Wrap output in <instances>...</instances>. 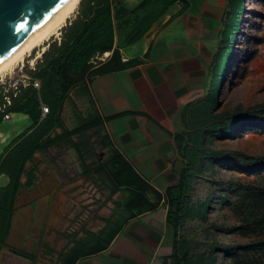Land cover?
<instances>
[{"label":"crops","instance_id":"obj_1","mask_svg":"<svg viewBox=\"0 0 264 264\" xmlns=\"http://www.w3.org/2000/svg\"><path fill=\"white\" fill-rule=\"evenodd\" d=\"M142 1L114 3L130 11ZM185 1L186 9V4L175 1L138 41L119 49L122 61L139 58L140 65L97 77L87 84L86 97L64 103L62 129L51 135L59 138L57 144L35 152L25 163L32 177L36 170L32 167L39 165L42 178L58 188L50 227L64 221L65 227L70 223L67 219L82 213L77 246L72 249L77 256L70 264L169 262L172 229L166 223L165 193L179 184L174 165L184 162V152L177 150L176 143L190 142L187 114L218 92L228 65L222 56L230 40L227 27L239 15L232 0ZM139 41V54H127L126 48ZM148 52L150 58L145 60ZM106 54L107 59L110 53ZM10 114L27 119L30 125L25 129H29L28 116ZM74 145L81 146L82 159ZM127 168L139 179L133 186L120 178ZM91 192L97 198L101 193L102 199L88 206L87 213L84 207ZM143 192L151 208L139 209ZM15 257L20 264H30Z\"/></svg>","mask_w":264,"mask_h":264},{"label":"rangeland","instance_id":"obj_2","mask_svg":"<svg viewBox=\"0 0 264 264\" xmlns=\"http://www.w3.org/2000/svg\"><path fill=\"white\" fill-rule=\"evenodd\" d=\"M170 1L155 0L146 13L119 15L113 21V43L116 48L126 46L138 18L152 19ZM234 6L239 8V20L218 92L210 101L187 114L191 135L200 133L196 138L197 144L191 145L198 163L194 171L188 173V193L176 230V251L172 258L175 264H230V256L259 240L257 237L238 234L240 222L231 205L246 185H264V129L257 125L247 127L251 122L249 117L240 116L233 123L227 119L248 114L249 109L264 104V0H238L236 3L234 1ZM76 11L66 20L58 34L45 42V51L51 42H59L61 30L68 21L74 19ZM141 45L142 41L135 43L126 48V53L138 55ZM39 48L32 52L34 64H31V53L22 64L19 63L20 67L24 65L34 69L45 52L41 51L42 47ZM106 57L104 53L95 59L103 62ZM15 68L1 78L0 83L9 77L13 78L17 72ZM28 101L39 99L37 95L36 98L30 96ZM31 102L29 108L32 107ZM29 125L27 119L13 115L9 121H0V132L12 138ZM35 134L27 140L29 146L34 144ZM21 147L8 153L2 165L3 171H12L16 175L21 170V164L27 158V149ZM6 184V175L0 174V188ZM15 258L9 249L0 244L1 264H20ZM37 264L42 263L37 261Z\"/></svg>","mask_w":264,"mask_h":264},{"label":"trees","instance_id":"obj_3","mask_svg":"<svg viewBox=\"0 0 264 264\" xmlns=\"http://www.w3.org/2000/svg\"><path fill=\"white\" fill-rule=\"evenodd\" d=\"M154 1L143 0L135 9L127 11L120 4L114 3V0H80L74 19L68 21L61 30L59 42L54 41L49 44L48 49L42 53L41 59L37 61L34 69H29L27 66L24 67V72L28 76L40 81L39 89H35L32 86L20 87L18 93L13 96L11 91L8 90L7 84L0 85V108L4 104L6 97L10 100V105L0 112V121L4 113H22L28 116L32 122L29 129L12 139L6 148V156L12 149L19 146H22L23 150L27 149V158L23 160L21 170H18L16 175L12 171H3L2 165L6 157L0 165V174H5L10 179L9 194L6 195L5 202H3L6 206L9 205L10 207L11 205L16 188L19 186V178L24 174V169H26L25 163L32 159L35 152L47 151L50 147L57 144L59 138L56 135L52 138L51 135L54 134L55 129L60 127L62 129L60 113L64 103L71 101L72 97H86L87 84H90L95 78L125 71L143 62L139 58L122 61L120 50L113 43V21L123 13L129 15L146 13ZM175 1H181L186 4V9L187 1L172 0L162 8L160 14H156L152 19L148 17L138 18L136 27L127 39L126 45L138 41L162 17L166 8ZM233 1L235 3L238 2V0ZM118 7L120 9H117ZM237 8L238 6H234L235 11H237ZM238 20L237 16H235L233 21L230 20V24L227 27L230 40L225 47L224 55L222 54L227 64L232 37L236 33ZM104 53H110V56L105 61L102 62L95 59V57H100ZM32 57L33 53L30 59ZM149 58L150 53L148 52L144 59L149 60ZM36 95L39 101H28L30 96L36 98ZM30 102L32 103L31 108H29ZM42 106L48 109V113L44 115L43 119L41 118ZM247 112L248 114L236 115V117L231 116L227 121L233 123L240 116L249 117L251 122L247 127L252 128L257 125L264 129V104L255 106ZM32 129V133L26 136L27 132ZM87 129L86 127L84 132ZM194 133V135H187V138L190 139L188 144L181 146L178 141L176 143L177 150L184 152V168L179 172V184L168 188L165 193L168 205L166 223L172 229V251L168 258L170 261L168 264H175L172 258L174 259L173 252L176 251L177 223L182 217L185 198L188 193V173L194 171L198 163V157L195 156V151L191 149V145L192 143L197 144L198 139L196 138L200 133ZM34 134L36 135V140L34 139V144L29 146L30 143L27 144V140ZM70 135L71 133L68 134V136ZM73 147L77 151L79 159H82L81 146L74 145ZM120 178L125 179L123 182H126L129 186H133L135 181L136 183L139 182V179L128 168L121 170ZM144 194V192L141 193L142 196L139 197V202L142 201L143 204V207L139 205L141 206L139 209L151 208V205L146 203L147 200ZM3 203L0 201V244L4 246L3 240L8 231L9 215H5V212L1 210ZM231 209L240 222L238 234L243 237H257L259 240L230 256V264H264V185H246L237 194ZM76 256L77 254L72 251L70 259L64 260L63 264H70Z\"/></svg>","mask_w":264,"mask_h":264},{"label":"water","instance_id":"obj_4","mask_svg":"<svg viewBox=\"0 0 264 264\" xmlns=\"http://www.w3.org/2000/svg\"><path fill=\"white\" fill-rule=\"evenodd\" d=\"M72 0H0V62L12 53L33 41ZM184 168L177 161L174 170ZM53 184L45 179L42 183L20 194L15 211L4 239L7 248L18 249L25 243L26 252H31L34 240L45 223ZM26 238V239H25Z\"/></svg>","mask_w":264,"mask_h":264},{"label":"flooded vegetation","instance_id":"obj_5","mask_svg":"<svg viewBox=\"0 0 264 264\" xmlns=\"http://www.w3.org/2000/svg\"><path fill=\"white\" fill-rule=\"evenodd\" d=\"M39 165L34 166L32 168H35V175L32 177V173L27 172V169H25L24 174L20 176L19 178V186L16 188V191L13 196V200L11 202V205H5L3 202L6 195L9 194L8 186L10 183V179L7 177V184L4 187L0 188V201H2L3 205H1V210L5 212V215H9V222H8V231H9V224H10V218L12 214L23 208L25 205L27 206V203L25 205L19 206L18 208H14V202L15 199L20 194H26V191L33 188L34 186H37L39 183L43 182L41 171L38 170ZM34 172V171H33ZM58 188L56 187V184L53 185V189L51 191L50 201H49V208L46 215V220L44 225L41 228L39 236L34 240L33 247L31 252H26L25 250V243H22L18 249H9L12 254L15 256H18L20 258H23L26 261H29L30 264H37V261H41V263L46 262L48 264H63L64 260L70 259V255L72 252V249L77 246V232L81 228V225L83 224V218L80 214V216H76L74 220L67 219L68 212L64 219L68 221L69 225L65 226V221L62 225H56L54 227H50L48 225L50 214L53 212V203L54 199L57 195ZM102 196L101 193H99V196L97 198L96 192H91L89 196H87V201L90 202L85 205V211L88 206L92 205V203L95 202V200H101ZM88 213V212H87ZM77 220V221H76ZM7 231V233H8ZM7 235V234H6ZM6 237V236H5ZM5 239V238H4ZM26 239V238H25ZM4 243V240H3ZM60 247V249H58Z\"/></svg>","mask_w":264,"mask_h":264},{"label":"bare ground","instance_id":"obj_6","mask_svg":"<svg viewBox=\"0 0 264 264\" xmlns=\"http://www.w3.org/2000/svg\"><path fill=\"white\" fill-rule=\"evenodd\" d=\"M79 2L80 0H72L33 41L24 45L0 62V79L11 73L14 68L19 65V63H22L25 57L30 56L36 48L42 47L41 51L44 52L46 49L44 45L45 42H47L52 35L58 34L59 29L63 27L66 20L75 13ZM41 51L38 52L37 57L40 56ZM31 64H34V59L31 60Z\"/></svg>","mask_w":264,"mask_h":264},{"label":"built area","instance_id":"obj_7","mask_svg":"<svg viewBox=\"0 0 264 264\" xmlns=\"http://www.w3.org/2000/svg\"><path fill=\"white\" fill-rule=\"evenodd\" d=\"M22 64V63H20ZM24 65H17L15 70H17L16 75L9 79H7L5 82H1L0 85L7 84L8 90L11 91L13 96H15L20 87H27V86H32L35 89H39L40 86V81L37 79H33L30 76H28L24 72ZM10 105V100L8 97L5 98L4 104L0 108V112L4 111V109ZM42 115H45L48 113V109L45 106H42ZM11 119V114L10 113H4L2 116L1 121H9ZM10 144V140L0 132V165L3 162L4 158L6 157L7 150L6 148Z\"/></svg>","mask_w":264,"mask_h":264}]
</instances>
